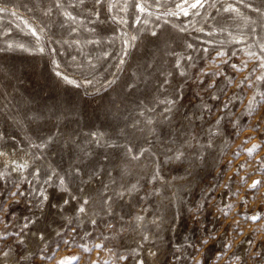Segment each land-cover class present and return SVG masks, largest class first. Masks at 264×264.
I'll list each match as a JSON object with an SVG mask.
<instances>
[{
    "label": "rangeland",
    "instance_id": "obj_1",
    "mask_svg": "<svg viewBox=\"0 0 264 264\" xmlns=\"http://www.w3.org/2000/svg\"><path fill=\"white\" fill-rule=\"evenodd\" d=\"M139 2L146 7L144 13L136 11L133 0L127 5L124 0H106L103 5L95 0L83 5L62 0L59 8L56 0H0L11 10L0 14V152L6 153L0 156V172L7 176L0 180V234H9L0 240V253L8 252L0 264H58L71 257L79 258L72 264H195L190 257L201 264H264V99L257 96L260 102L254 101V110L247 111L254 93L264 92V81L248 86L249 80L264 74L259 67L264 60L260 49L264 15L254 10L264 11V0H205V7L189 9L188 16L166 15L177 11L175 5L181 0ZM109 3L116 4L111 13ZM229 4L238 11L224 12ZM12 11L44 29L39 44ZM64 11L76 15L77 23H66ZM111 16L127 23H114ZM133 36L138 39L131 41ZM125 39L132 44L126 56ZM9 43H23L28 50L10 49ZM40 47L43 52L34 50ZM218 51L225 55L217 57ZM121 57L125 63L117 69ZM180 57L181 67L176 68ZM201 69L222 74L198 78ZM56 71L81 86L66 83ZM181 71L186 75L181 76ZM165 77L168 93L179 89V112L168 121L162 120L164 106L156 102L164 98L157 85ZM85 78L93 83H85ZM112 79L116 83L105 87ZM224 104L228 107L221 111ZM147 108L156 111L140 115ZM149 118L151 125L146 123ZM91 133L131 146L133 154L148 151L133 160L123 147L89 143ZM49 136H55L56 142L35 159L32 145ZM192 137L191 147L183 150L188 156L200 154L195 165L168 162L174 154L170 149L180 148ZM253 145L259 147L249 155ZM25 161L27 168L12 170ZM74 164L82 169L81 179L71 184L69 192L57 187L55 177L44 185L51 169L62 175ZM36 168L41 169L38 179L32 175ZM157 172L159 178L152 180ZM253 181L260 182L256 189L250 188ZM16 183L25 196H9ZM133 184L136 191L123 200L116 198L114 214L106 216L102 194L106 199L113 188ZM40 185L48 200L38 208L28 194ZM104 185L109 186L107 192ZM73 195L78 199L71 200ZM64 199L69 200L67 205ZM84 199L91 201L87 215L78 216L76 209ZM137 215L143 220L136 221ZM253 215L260 218L255 222L247 218ZM25 218L32 222L22 230ZM93 219L97 224L91 223ZM145 234L148 240L143 239ZM203 239L208 243L199 245ZM189 243H196L199 251ZM96 244L103 247L97 249ZM42 253L48 258L42 260ZM21 254L26 261L19 260ZM119 255L128 258L120 260Z\"/></svg>",
    "mask_w": 264,
    "mask_h": 264
},
{
    "label": "snow or ice",
    "instance_id": "obj_2",
    "mask_svg": "<svg viewBox=\"0 0 264 264\" xmlns=\"http://www.w3.org/2000/svg\"><path fill=\"white\" fill-rule=\"evenodd\" d=\"M240 2H243V0H240ZM78 3L80 5H83L85 3V0H78ZM106 3V0H95V4L96 5H103ZM124 3L125 5H127V0H124ZM133 3H134V7L136 9V11L140 12V13H144L146 11V7L144 4L140 3L139 0H133ZM157 3H159V0H157ZM73 7H75L76 5L73 4L72 5ZM246 7H252L251 5H245ZM56 7H62V0H56ZM116 7V4L114 3H109L108 4V12L111 13L113 11V8ZM177 11H168L166 13V15H184V16H188L189 15V9H197V8H203L205 7V0H195L194 3H189L188 0H181V3H178L175 5ZM213 7H215V4H213ZM121 11H126V8H122L120 9ZM255 11H257L258 13L264 15V11H262L261 9L259 8H256L254 9ZM11 10L6 7L3 3H0V14H3V13H8L10 12ZM223 11L226 12V13H232V12H237L238 9L236 7H234L232 4H229L227 7H224L223 8ZM151 15V13H149ZM198 14V13H197ZM11 15L13 16H16L17 19H20L25 27L28 29L29 33L31 34V36H33L35 39H36V43L39 44L40 43V40L42 38V35L44 33V29L43 28H36L34 27L30 22L28 21H24L23 18L19 17L17 12H14L12 11L11 12ZM63 16L65 18V22L66 23H71V24H76L77 23V20H78V17L76 15H74L72 12L70 11H64L63 12ZM96 16L97 18L99 17V12L96 13ZM111 20L114 22V23H120V24H126L127 23V20L124 19V18H120L119 20L117 19L116 16H111L110 17ZM140 20V17L137 16L136 17V21L139 22ZM183 31V29H181ZM72 31H76V28L73 27L72 28ZM126 35V34H125ZM152 36H156L157 33L155 32H152L151 33ZM138 38L136 36H133L131 37V41H136ZM131 41L125 39L123 41V45H124V48H123V51H124V55H128V49L130 47H132V44H131ZM76 43H79L78 41ZM89 43H93V41H89ZM8 48H19L21 50H24V51H27L28 48L23 44V43H9L7 45ZM187 47L191 48L192 45L191 44H188ZM260 49H261V52L264 53V45H261L260 46ZM3 49H0V51H2ZM34 50H38L40 52H43L44 51V48L40 47V48H37V49H34ZM205 51H207V49H205ZM172 55H175L174 53H170ZM105 57H107L109 54L108 53H105L104 54ZM225 55V53L223 51H218L217 52V57H223ZM249 55H254V53H249ZM183 57H180V58H177L176 59V63H175V67L176 68H180L181 67V59ZM75 59V58H73ZM188 60H191V57H187ZM53 63L55 64V61H53ZM125 63V60L123 57L120 58V61H119V64L116 65L117 69H120L121 66ZM221 63H227V61H224L222 60ZM89 65L90 67H95V65H93L91 63V61H89ZM191 66V65H190ZM57 67H59V65H57ZM147 67H152L151 65H148ZM233 69H236L237 68V65L233 64L232 65ZM259 67L261 69H264V60H262L259 64ZM253 71H255V69H253ZM214 75V76H219L221 75L222 73L221 72H216V73H209L208 71L204 70V69H201V72L199 74V77L198 78H202L203 76H207V75ZM56 75L57 76H60L66 83H69V84H76L77 87H80L81 85L77 84V82L73 79H69V77L67 75H63L61 72L59 71H56ZM158 75H161V76H164V73L163 72H160L158 73ZM168 75H171V73H168ZM180 75L181 76H185L186 75V72L185 71H181L180 72ZM245 80H249V77H245ZM259 81H264V74H261V75H258L256 76V79L255 81H251L249 80V87H252L256 82H259ZM85 83L87 84H92L93 81L90 80V79H87L85 78ZM116 83V79H112V80H107L106 83H105V87H111V85L115 84ZM244 81H240V83L237 85V87H240L241 85H243ZM169 85V82L167 80V78L165 77V79L163 80V83L162 84H158L157 85V88L158 89H161L165 95H164V98L163 99H159L158 101H156L158 104L160 105H163V113H162V120L164 121H168L171 114L176 112L178 113L179 112V105H178V99H179V89L178 88H173L171 93H168L167 92V87ZM129 88L133 87L132 84H129L128 85ZM209 88H212L213 85L212 84H209L208 85ZM97 92L101 91V89H97L96 90ZM85 95H89V93L87 92V90L85 91ZM196 95H199V93H197ZM257 96L261 97V99H264V92H255L254 95L252 96V98L249 100L248 102V106H247V111L249 113H251L254 109L252 107L253 105V102L255 101L257 104L260 102L259 100H257ZM213 99H216L217 97L214 95L212 97ZM203 107L207 110V105H203ZM228 105L227 104H224L221 108V111L225 108H227ZM156 110L154 108H147L143 111H141L140 115H144L145 112H152L154 113ZM199 118V117H197ZM185 119H188L187 116H185ZM146 123L148 125H151L152 124V120L151 118H149ZM217 125L220 124V119H217L216 122H215ZM259 129V125H256L255 126V129L254 130H258ZM151 131H155V129H151ZM212 135H216L217 133L215 131H213L211 133ZM91 137H92V140L89 141V143H95L98 147H108V148H112V147H123L125 149V155L128 156L130 159H133V160H138L141 158V156L143 155V153L145 151H148V149H141L140 152L138 153H135L133 154V148L129 145H117L115 144L114 142H108V141H105L104 137L102 135H99L97 133H91L90 134ZM191 139H194V137L192 138H187L185 139L183 142H182V146L180 148H176L174 150L170 149V151H174V154L171 155V156H168L167 157V161L168 162H171V161H175V162H180V166L183 165V163L185 161H188L189 163H191L193 166L195 165V161L197 159H200L201 156L200 154L198 153H195L193 152L191 154V156H188L185 151L183 150V148L185 147H191ZM56 142V137L55 136H49L47 137L46 139H42L40 143H35L32 145L33 148H35L37 150V155L34 157L35 159H39L40 156L43 155V150L49 145V144H52V143H55ZM76 143H79L78 141ZM211 146V145H209ZM259 147V145H253L252 148L248 149V152H249V155H251L252 151ZM81 152L83 155H89V153H87L85 150L81 149ZM6 155V153L4 152H0V156H4ZM13 164H15V162L13 161ZM28 167V163L25 161L23 164H20V165H17L15 167H13V171H19V170H22L24 168H27ZM40 172H41V169L40 168H36L33 172H32V175L33 177L35 178H39L40 176ZM81 172H82V169L81 167L78 165V164H74L72 166H70L69 170L64 172V174H60L59 172H57L55 169H51L50 170V174L46 173V179L44 180V185H47V184H50L53 182V178L55 177L56 180H58V184H57V187L62 191V192H69L70 191V186L72 183H75L77 180L81 179ZM93 175H95V173H93ZM159 178V174L158 172L152 176V180H156ZM0 180H7V176L6 174L0 172ZM9 183H11V181H8ZM260 182L259 181H253V183L250 185V188L251 189H256L258 184ZM44 185H40L38 188H33L32 189V192L29 193L28 195H31L35 201L34 203V206L35 207H42L44 205V203L48 200V195L46 194V189L44 187ZM15 187V191H11L9 192V196L11 198H16V197H23L26 195L25 192L23 191H19V188H20V185L19 183H16L14 185ZM136 185L133 184L131 185V187H128V188H125L123 186L120 187L119 190H116L115 188H113L111 190V195H108L106 199L103 198V194H102V205H103V210L105 212V215L106 216H112L114 213H113V209H112V204L115 203V200L116 198H120L121 200H123V198L126 196V195H132L135 191H136ZM225 187H227V185H225ZM104 189L105 191L107 192V190L109 189V186L108 185H104ZM158 191V190H157ZM71 200H77L78 198L76 196H71L70 197ZM69 203V200L68 199H64L63 200V204L64 205H67ZM91 203V201L89 199H84L82 203L79 204L78 208L76 209V213L77 215H87V212H86V206L89 205ZM229 208L231 207L230 205L228 206ZM249 219H251L253 222L257 221L260 217L258 215H253L251 217H247ZM26 219V222L22 225V230L24 228H27L28 227V224L31 223L32 221L29 220L28 218H25ZM136 221H141L143 220V217L140 216V215H137L135 218H134ZM91 223L92 224H97V220L93 219L91 220ZM69 224H71V221H69ZM109 229H111L113 227V225L111 223H108L106 225ZM123 230V228L121 229ZM73 231H75V229H73ZM6 235H9L7 233H2L0 234V240H3ZM15 235H17L18 237H20V233H16ZM57 235H60V233H57ZM41 239H44V236L43 234L41 233ZM150 237L148 235H144L143 236V239L144 240H148ZM105 239H107V237H105ZM21 242L22 239H21ZM64 243H69L68 240H65ZM208 243V240L207 239H203V240H200L198 242L199 245H206ZM82 248H84V251H90L87 247H85L84 245H81ZM95 247L97 249H100L103 247V244H96ZM188 247H191L193 248L194 250L196 251H199V247L196 243H189L188 244ZM231 247V245H225V248H229ZM151 255L155 256L156 253L155 252H152L150 253ZM28 256L31 255V253L27 254ZM257 255H260V253H257ZM8 256V252H3V253H0V258H6ZM48 257H46L43 253L41 254V259H46ZM128 257L124 256V255H119L118 256V259L120 260H126ZM78 257H71V258H65L61 261L58 262V264H72V261H78ZM177 259H179V257H177ZM190 259H194L195 261V264H201V261L199 259H195L194 257H190ZM230 259H232L230 257ZM234 259L236 260H239L240 257H234ZM19 260L21 261H26V255L25 254H21L19 256ZM92 264H97L96 261H92ZM104 264H108V261H105ZM137 264H143V261H137Z\"/></svg>",
    "mask_w": 264,
    "mask_h": 264
}]
</instances>
